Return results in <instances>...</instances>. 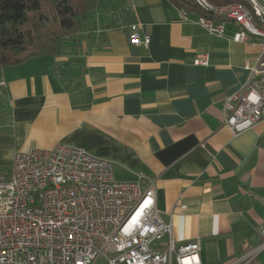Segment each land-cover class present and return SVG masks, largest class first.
Masks as SVG:
<instances>
[{"label":"crops","instance_id":"1","mask_svg":"<svg viewBox=\"0 0 264 264\" xmlns=\"http://www.w3.org/2000/svg\"><path fill=\"white\" fill-rule=\"evenodd\" d=\"M99 6L56 55L0 66V171L16 152L59 145L110 159L117 181L155 178L176 245L198 242L200 264L239 262L262 241L264 121L233 135L223 105L246 82L261 40L234 41L240 27L227 18L214 21L221 36L211 33L169 0ZM133 24L147 46L132 42ZM204 54L208 65H195ZM239 264H264V250Z\"/></svg>","mask_w":264,"mask_h":264},{"label":"built area","instance_id":"2","mask_svg":"<svg viewBox=\"0 0 264 264\" xmlns=\"http://www.w3.org/2000/svg\"><path fill=\"white\" fill-rule=\"evenodd\" d=\"M246 1L215 7L194 0L199 12L222 14L240 27L234 41L249 35L261 40L246 82L223 105V126L233 135L264 121V6ZM179 11L186 20L188 12ZM195 22L223 33L202 15ZM138 29L130 26L132 42L147 46L149 38H140ZM208 60L200 55L194 64L206 66ZM114 169L110 159L65 145L16 152L9 170L0 171V264H96L100 258L104 264H200L198 242L176 245L171 224L162 220L155 178L138 173L135 181L121 182ZM259 232L261 243L234 264L264 250V222ZM164 236L167 241L154 247Z\"/></svg>","mask_w":264,"mask_h":264},{"label":"trees","instance_id":"3","mask_svg":"<svg viewBox=\"0 0 264 264\" xmlns=\"http://www.w3.org/2000/svg\"><path fill=\"white\" fill-rule=\"evenodd\" d=\"M99 0H0V66H15L31 58L54 56L66 37L81 28L82 19L94 11ZM176 8L197 12L213 21L222 14L199 12L194 0H169ZM227 6L246 0H207Z\"/></svg>","mask_w":264,"mask_h":264},{"label":"rangeland","instance_id":"4","mask_svg":"<svg viewBox=\"0 0 264 264\" xmlns=\"http://www.w3.org/2000/svg\"><path fill=\"white\" fill-rule=\"evenodd\" d=\"M100 3H101V0H99L98 1V4H97V6L95 7V9H94V11H92L85 19H88V18H92L93 16H94V14L96 13V11L99 9V5H100ZM211 4V3H210ZM99 6V7H98ZM213 6H215V7H218V6H216V5H213ZM220 7V6H219ZM222 7V6H221ZM85 19H82V23L84 22V20ZM81 27H82V24H81ZM81 29V28H80ZM80 31V30H79ZM78 31V32H79ZM77 32V33H78ZM76 33V34H77ZM66 38H68V37H66ZM105 263V261L102 259V258H100V259H98L97 260V262H96V264H104Z\"/></svg>","mask_w":264,"mask_h":264}]
</instances>
